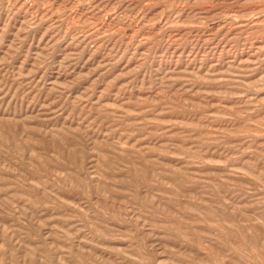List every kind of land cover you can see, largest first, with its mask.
<instances>
[{
    "label": "rangeland",
    "instance_id": "374dc122",
    "mask_svg": "<svg viewBox=\"0 0 264 264\" xmlns=\"http://www.w3.org/2000/svg\"><path fill=\"white\" fill-rule=\"evenodd\" d=\"M0 264H264V0H0Z\"/></svg>",
    "mask_w": 264,
    "mask_h": 264
}]
</instances>
